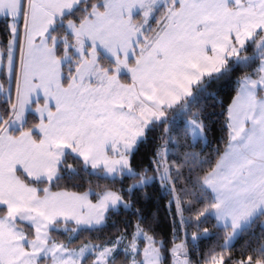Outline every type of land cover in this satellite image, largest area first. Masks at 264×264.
<instances>
[{
	"label": "snow or ice",
	"instance_id": "snow-or-ice-1",
	"mask_svg": "<svg viewBox=\"0 0 264 264\" xmlns=\"http://www.w3.org/2000/svg\"><path fill=\"white\" fill-rule=\"evenodd\" d=\"M237 70L224 135L204 152L193 108ZM0 97V264H193L190 228L193 247L222 233L203 264H228L257 221L258 245L233 264H264V0H0ZM156 131L151 166L137 169ZM85 178V192L52 191ZM153 183L181 242L166 251L136 209L131 234L113 221L118 234L68 246Z\"/></svg>",
	"mask_w": 264,
	"mask_h": 264
},
{
	"label": "trees",
	"instance_id": "trees-1",
	"mask_svg": "<svg viewBox=\"0 0 264 264\" xmlns=\"http://www.w3.org/2000/svg\"><path fill=\"white\" fill-rule=\"evenodd\" d=\"M255 67V65H253ZM241 74L240 70L235 71L230 78L225 81H221L218 85H213L215 90V97L206 96L201 101V104L196 108H193V111L202 110V119L207 125V142L208 147L204 149V152H207L209 148L216 146L222 139L224 135L223 123L226 116V110L228 106L232 103V100L236 94L237 85L235 83L236 78ZM122 79H127V77H122ZM6 97H0L3 99ZM159 131L149 132L148 140L146 143L141 144L139 150L136 151L132 157V164L137 169H143L151 166V160L153 156V140L158 136ZM201 150V143H197L195 151L199 152ZM72 161H69L71 163ZM151 174V172H149ZM132 181L129 179L127 184H130ZM82 186L75 187L73 183L61 184L59 187H53L52 190H70L75 192H84L87 191L90 184L89 179L85 178L79 182ZM103 184V181H91V187L93 191H98L96 184ZM92 198V197H90ZM168 197L163 194L158 183H153L144 189L137 195L136 203L133 205V209L127 213L121 210L119 215L112 216L111 220L108 222V227L105 228L103 233L97 234L95 232H81L79 235H76L68 246H77L85 242L92 241L98 242L100 239L111 234L116 233V229L112 227V222L115 221L116 228H119L121 231L125 230V224L129 223V234L132 231V225L136 222V216L132 213L136 210H140V214L145 218L144 226H151L152 233L155 234L157 240H163L164 248L167 251L171 248L172 242L180 240L183 238L184 234L182 231H178L175 235L173 233V223L172 217L169 215L166 204ZM173 211L175 206L173 205ZM214 223V221H213ZM63 223H61V231L58 233H53L56 242H65L67 243V237L71 231V227H68L69 232H64L62 228ZM70 225V223L68 224ZM75 226V224L73 223ZM67 226V225H65ZM179 229V222L175 225ZM205 227H211V224H204L201 226V229ZM261 224L259 221L252 226V228L244 234H240L231 244L230 255L232 260L228 261V264H233V261H240L246 258L248 255L252 254V249L255 248L259 243V237L261 234ZM194 228L188 230V236L192 234ZM223 234L220 233V239H217L216 234L210 235L209 238H202L199 240L196 247L192 246V241L188 239V247L190 249V259L193 261V264H196L199 261V264L203 263V259L206 254H208L209 249L217 244L223 243L222 239ZM242 248L243 254H242ZM220 251L219 248H216V252ZM93 256L88 258L92 260ZM122 257H118L117 261H120ZM119 264V263H118ZM166 264H170V254L167 255Z\"/></svg>",
	"mask_w": 264,
	"mask_h": 264
},
{
	"label": "rangeland",
	"instance_id": "rangeland-1",
	"mask_svg": "<svg viewBox=\"0 0 264 264\" xmlns=\"http://www.w3.org/2000/svg\"><path fill=\"white\" fill-rule=\"evenodd\" d=\"M153 24H154V22H153ZM235 96H236V94H235ZM234 96V97H235ZM234 99V98H233ZM233 101V100H232ZM74 223V222H73ZM73 223H70V225H67V226H65L64 224L62 225V228L64 229L65 227H67V229H68V227H71V228H74V227H76V226H74L73 225ZM191 239V234L188 236V239ZM184 239V236H183V238L182 239H180V240H177V241H175L176 243H179V242H181V240H183ZM89 242H92V241H88V242H85V243H89ZM59 243V242H58ZM85 243H83V244H85ZM93 243H95V242H93ZM83 244H81V245H77V246H69L70 248H76L77 250L79 249V247H81ZM127 244V241H125L124 242V244L123 245H121V247L123 248L125 245ZM143 243L141 242L140 243V247H141V249L143 248ZM172 247V246H171ZM171 249V248H170ZM93 259H95V257L93 256V258H92V260ZM118 263H119V261H118ZM85 264H91V259H89V260H87L86 262H85ZM170 264H171V256H170ZM203 264V263H202Z\"/></svg>",
	"mask_w": 264,
	"mask_h": 264
},
{
	"label": "crops",
	"instance_id": "crops-1",
	"mask_svg": "<svg viewBox=\"0 0 264 264\" xmlns=\"http://www.w3.org/2000/svg\"><path fill=\"white\" fill-rule=\"evenodd\" d=\"M52 191H54V192H56V191H69V192H75V191H70V190H64V189H62V190H52ZM85 192V191H84ZM82 193V192H81Z\"/></svg>",
	"mask_w": 264,
	"mask_h": 264
}]
</instances>
